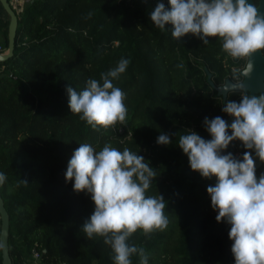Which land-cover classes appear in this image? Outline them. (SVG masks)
Masks as SVG:
<instances>
[{"label": "trees", "instance_id": "trees-1", "mask_svg": "<svg viewBox=\"0 0 264 264\" xmlns=\"http://www.w3.org/2000/svg\"><path fill=\"white\" fill-rule=\"evenodd\" d=\"M159 2L168 6V0H34L16 13L13 56L0 63V173L6 176L0 196L12 264H115L103 237L89 239L82 229L94 211L90 194L65 182L81 143L96 151L105 144L128 148L155 170L145 195L163 197L168 225L148 235L138 229L127 241L144 249L147 264H234L230 225L216 222L206 191L217 180L192 171L177 146L188 130L211 139L205 117L232 118L221 111L205 69L219 86L236 82L243 63L222 51L218 37L203 44L188 34L177 42L156 28L150 14ZM8 24L0 4L3 50ZM122 58L130 62L113 84L125 93V122L93 130L71 113L66 88L79 92L89 79L102 83L101 74ZM227 99L238 102L240 94ZM162 133L170 136L167 146L156 142ZM229 152L240 159L245 149L233 141ZM260 163L257 179L264 175ZM130 259L140 264V256Z\"/></svg>", "mask_w": 264, "mask_h": 264}, {"label": "clouds", "instance_id": "clouds-1", "mask_svg": "<svg viewBox=\"0 0 264 264\" xmlns=\"http://www.w3.org/2000/svg\"><path fill=\"white\" fill-rule=\"evenodd\" d=\"M150 21L161 31H170L177 42L188 34L203 44L209 43L208 38L218 37L222 51L237 60L264 49V16L258 14L256 4L246 0H168L167 7L163 2L156 4ZM129 62L122 58L101 74L102 83L89 79L82 91L68 86L71 113L79 114L93 130L125 122V93L114 86L113 80L119 79ZM221 111L232 117L230 124L221 116L211 120L205 117L203 125L211 139L188 130L180 136L177 147L187 155L192 171L204 179L217 180L206 191L211 208L218 213L216 222L230 225L228 238L233 242L234 264H264V175L257 179L252 158L254 152L264 162V93H242L238 102L226 99ZM233 141H239L245 149L240 159L230 152L224 154ZM156 142L167 146L170 136L162 133ZM155 177V170L143 156L128 148L121 152L108 144L96 151L91 144L81 143L68 161L65 182H73L75 193L90 194L94 204L82 229L89 239L94 234L103 237L115 264H132L133 255L140 256V264H147L144 249L129 245L128 239L138 229L148 235L168 225L163 197L145 195ZM5 180L0 173V184Z\"/></svg>", "mask_w": 264, "mask_h": 264}, {"label": "water", "instance_id": "water-1", "mask_svg": "<svg viewBox=\"0 0 264 264\" xmlns=\"http://www.w3.org/2000/svg\"><path fill=\"white\" fill-rule=\"evenodd\" d=\"M250 1V0H248ZM0 4L4 11L9 16L8 24V34H7V50L5 54H0V63L8 61L14 52L15 38L18 25V18L16 13L11 8L8 0H0ZM261 7V8H260ZM260 9L257 8L258 14L264 16V0L260 2ZM251 63V69L248 68V64ZM207 74V81L211 87L216 91L218 96L226 98L228 92L239 91L246 94L258 95L264 93V57L260 50L252 53L249 58H247V63L245 68L241 72L242 81L240 83H233L229 79L225 81L223 85L215 86L211 81V75L205 69ZM232 118L228 120L230 124ZM255 164V171L260 166V160L256 156H252ZM9 215L4 207L2 197L0 196V250H1V260L2 264H12L9 255Z\"/></svg>", "mask_w": 264, "mask_h": 264}, {"label": "flooded vegetation", "instance_id": "flooded-vegetation-1", "mask_svg": "<svg viewBox=\"0 0 264 264\" xmlns=\"http://www.w3.org/2000/svg\"><path fill=\"white\" fill-rule=\"evenodd\" d=\"M262 0H250V1H248V0H246V2L247 3H249V4H256V6H257V8H259L260 7V2H261ZM233 2H235V0H233ZM261 8V7H260ZM259 8V9H260ZM264 14V13H263ZM260 51H261V54H262V56L264 57V49H260ZM233 59V58H232ZM234 61H239V62H242L243 63V65L241 66V68H240V78L236 81V82H233V83H240L241 81H242V76H241V72H242V70L245 68V65H246V63H247V58L246 59H239V60H237V59H233ZM227 79H225V81H226ZM225 81H224V83H225ZM223 83V84H224ZM222 84V85H223ZM220 86V85H219ZM234 92H238L239 94H240V96H241V94H242V92H239V91H232V92H228L227 93V95H226V98L224 99V98H222L221 97V99H222V102L224 103L225 102V100L227 99V97L230 95V94H232V93H234ZM248 95H251V94H248ZM259 95V94H258Z\"/></svg>", "mask_w": 264, "mask_h": 264}, {"label": "built area", "instance_id": "built-area-1", "mask_svg": "<svg viewBox=\"0 0 264 264\" xmlns=\"http://www.w3.org/2000/svg\"><path fill=\"white\" fill-rule=\"evenodd\" d=\"M28 1L32 2L34 0H8L11 8L13 9L15 13H20L24 8L25 3ZM5 53H6V50H3L0 47V54H5Z\"/></svg>", "mask_w": 264, "mask_h": 264}]
</instances>
